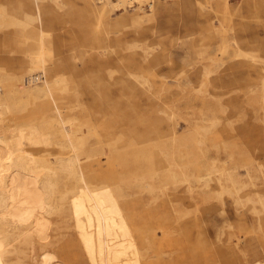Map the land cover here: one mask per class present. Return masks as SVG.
I'll use <instances>...</instances> for the list:
<instances>
[{
	"label": "rangeland",
	"instance_id": "rangeland-1",
	"mask_svg": "<svg viewBox=\"0 0 264 264\" xmlns=\"http://www.w3.org/2000/svg\"><path fill=\"white\" fill-rule=\"evenodd\" d=\"M86 1L0 0L4 14L29 21L6 26L0 19V92L20 103L22 115L40 121L38 104L51 97H41L44 78L28 54L43 22L53 71L69 77L70 90L53 96L86 131L93 179L113 185L103 188L111 209L104 222L111 227L100 232L104 245L115 240L110 256L118 259L111 264H215L226 252L247 251L251 258L256 246L259 253L264 212H252L244 201L239 213L244 210L245 218L239 219L218 169L231 170L238 158L264 166V0H141L139 6L129 0L114 8L104 1L97 13ZM102 3L92 0L97 10ZM149 158L160 159L162 171L148 168ZM206 160L211 171L198 177L196 168ZM244 171L236 172L243 178ZM259 174L255 182L264 197ZM67 202L71 214L46 224L45 233H55L50 241L57 246L73 238L87 251L89 226L104 225L103 219L83 214L82 206L92 211L91 203Z\"/></svg>",
	"mask_w": 264,
	"mask_h": 264
},
{
	"label": "bare ground",
	"instance_id": "bare-ground-1",
	"mask_svg": "<svg viewBox=\"0 0 264 264\" xmlns=\"http://www.w3.org/2000/svg\"><path fill=\"white\" fill-rule=\"evenodd\" d=\"M100 1L103 3L102 7L98 10L93 8L92 0H87L86 2L88 6L97 13L98 11H104V1H106V3H111V6L114 8L120 7V5H123L124 2H128L129 0H116L115 2L113 0ZM133 1L138 4V6L141 2V0ZM35 10L37 20L39 19L38 21H41V9L37 1L35 2ZM0 19L7 21L6 26L22 25L25 27L29 24L26 17L16 12L10 15L4 14V10L1 7ZM36 35L38 43H36V47L34 46L33 48L35 51L30 52L33 53L32 56L28 54L30 65L41 69L44 78L41 97H51L49 100L50 103L48 101H41L38 104L40 114L43 115L40 117V121L38 122L33 120L32 117L30 118L22 115V106H20V103L13 102L9 94L0 92V264H95L96 262L97 264H111L114 259H118V257L112 258L110 256V251L113 248L115 240L114 243L112 240H109V243L107 242L104 245L100 237L101 233H106V229L111 227H106L104 222V213L109 212L111 209L105 207L108 203V198L105 192H103V188L109 187V185L105 179H99L97 181L93 179L94 175L92 176L91 174V167L85 160L90 156L89 153H91L90 150L86 149L88 144L86 142V131H84L83 125L74 124L73 120L70 118L71 116L65 113L66 111H63L64 105L59 106L57 102L58 98L53 96L57 92L64 93L70 90L68 82L69 77L66 76V73L53 71V50L50 46V40H48V31L46 30V26L43 25V22H40L36 30ZM21 42L24 43V41ZM238 54L239 53L236 55ZM52 62L53 64L51 65ZM132 75V73L128 74L127 78H132ZM26 92L28 93V91ZM63 149H69V152L64 153L62 151ZM163 150L166 152L165 149ZM149 152L151 153L152 151L149 150ZM153 152L156 153V150ZM152 158L154 159V156ZM211 159V164H213L214 167L216 159ZM244 159L243 162H240L241 160L238 158V160L234 162V167L231 170L229 169L231 167H222L218 169V171H220L219 174L224 175L225 177H223L230 184L235 213L241 215L239 219L245 218L243 217L245 216L244 210L241 211L242 213H239V207H241L244 201L251 202V207L249 206V208L252 212H264V197L261 196L263 194H260V187H257L255 182L257 177L256 172L261 174L263 171L262 177L264 179V166L259 163H252L253 160ZM149 160L150 158L146 160L149 162L148 168L151 167L153 171H157V169L161 170L159 164L160 159L159 162L155 161L154 163L150 160L152 164ZM207 161L208 160L200 163L202 165L196 168V170L198 169V177L203 172L211 171V168H209L210 163ZM135 162L138 164L135 169H140L143 166L139 158H135ZM202 167L203 169H201ZM239 167H244L245 169V176L243 178H240L239 174L236 172ZM128 169H130V167ZM171 169L175 170L174 168ZM99 175L97 176L99 177ZM173 175L171 176L173 177ZM132 176L133 175H131V177ZM110 178L114 177L111 176ZM119 178L117 180H120ZM222 181L223 180H221V177L218 175L217 185L220 188L222 186ZM109 184H111V182ZM251 186V190L248 192L244 191L246 187ZM100 190H102V192L97 196L96 191ZM251 192L254 194V197H250ZM122 194H125V191L124 193L122 191ZM70 197L73 202L80 201V203L82 202L83 204L84 202L92 204L90 209L92 211H89V207H87L88 204L82 206L84 207L83 214L90 215L93 213L95 216L100 215L103 219L102 223L104 225L96 221L90 224L88 230L91 232L88 233L90 238L89 249H87V251L85 250V246L84 249L78 247V244L74 243L75 241H73V238L71 240L66 238L62 241V245H60V243L59 246H57L55 245L56 242L52 243L50 241L51 236L55 233H45L44 226L46 224L56 225V223H63V219L71 214L74 207L67 202ZM256 204L259 205L258 209L255 206ZM52 214H55V217L52 216L50 218ZM59 228L61 227L59 226ZM56 230L57 227L52 231L56 232ZM56 233L58 234V232ZM59 233L61 232L59 231ZM57 238L60 240L65 237L58 236ZM76 239L78 238L76 237ZM80 240L84 242L82 237ZM263 245H261L262 247L259 253L257 247L254 246L253 250L257 253L255 254L253 251L251 258L247 251H233L231 254H228L224 250L228 255L224 254V256L219 259L220 261H218V263H215L216 261L214 263L264 264ZM222 251L223 250H221V253ZM113 252V254H118L115 253V251ZM221 253H219V255ZM180 258L183 260L185 259L183 256ZM200 262H202V260ZM185 263L189 264L187 260ZM203 264H206V262Z\"/></svg>",
	"mask_w": 264,
	"mask_h": 264
}]
</instances>
